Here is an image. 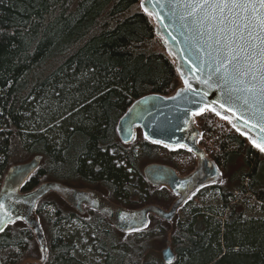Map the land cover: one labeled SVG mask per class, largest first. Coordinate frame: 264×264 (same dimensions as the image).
Wrapping results in <instances>:
<instances>
[{"label":"trees","instance_id":"1","mask_svg":"<svg viewBox=\"0 0 264 264\" xmlns=\"http://www.w3.org/2000/svg\"><path fill=\"white\" fill-rule=\"evenodd\" d=\"M139 2L0 0V197L7 171L32 165L23 193L73 183L112 192L114 202L128 209L174 206V191L150 184L139 163L161 153L189 172L196 155L150 142L139 128L129 144L118 136L119 121L138 100L168 97L181 87L174 61ZM213 117L193 116L200 138L214 130ZM216 132L210 158L220 172L242 156L226 185L194 196L218 189L219 209L191 206L190 198L174 218L156 220L146 233L115 231L112 248L108 235H101L105 264H264V217L246 218L234 199L235 192L249 193L264 207V153L226 121ZM59 221L57 210L49 230ZM17 223L11 220L0 231V264L31 258V230ZM49 235L28 264H81L59 235ZM152 238L160 239L157 250L170 248L166 259L152 255Z\"/></svg>","mask_w":264,"mask_h":264},{"label":"water","instance_id":"2","mask_svg":"<svg viewBox=\"0 0 264 264\" xmlns=\"http://www.w3.org/2000/svg\"><path fill=\"white\" fill-rule=\"evenodd\" d=\"M144 2L148 11L146 12L141 7V0L139 2L140 8L143 13L151 18L156 35L160 39L165 52L174 61L182 87L169 97L149 95L138 100L118 123L119 140L123 144L130 143L134 137L135 128H139L142 136L147 137L145 139L150 142L159 141L158 144L167 147L185 146L200 157L202 153L194 141L189 140V132L192 130V116L209 109L219 119L226 121L231 129L244 137L251 146L260 151L256 144L264 143L261 139L264 137V131L261 130L264 124L259 122L258 117L251 116L249 112L233 105L231 102L225 108L220 107V104L224 103L221 92L218 88H210L202 82L207 78L208 69L199 70L195 52L190 49L189 42L186 40V37H190V33L181 26L179 18L172 15L171 0H144ZM185 80L188 81L187 86L184 83ZM227 107H231L232 110H226ZM246 120L248 123H245ZM33 167L32 165H21L12 167L7 171L4 184L8 189L6 200L9 204H14L18 199L16 198V191ZM169 170V168L152 164L144 168L143 172L153 184L160 185L164 183L162 177ZM48 187L53 189V186L48 184L43 186L41 190H47ZM5 195L4 191L0 197V204L4 202ZM38 197L39 190L28 194L30 201H34ZM13 209L14 205L9 210L0 209V228L14 216L15 209ZM148 209L145 208L138 213H134L112 206V213L120 210L123 215L128 217L137 216L142 219ZM175 209L176 207L168 214L174 212ZM154 212L157 213L158 211ZM29 217L30 213L27 212L23 218L28 222ZM29 222L39 233L38 226L31 221ZM143 223L144 220L140 225ZM169 253V248L161 252L164 259L167 258Z\"/></svg>","mask_w":264,"mask_h":264},{"label":"snow or ice","instance_id":"3","mask_svg":"<svg viewBox=\"0 0 264 264\" xmlns=\"http://www.w3.org/2000/svg\"><path fill=\"white\" fill-rule=\"evenodd\" d=\"M141 7L148 11L144 0ZM170 9L190 33L199 70L208 69L202 82L220 90V107L231 102L264 124V0H171ZM256 147L264 152V143Z\"/></svg>","mask_w":264,"mask_h":264},{"label":"flooded vegetation","instance_id":"4","mask_svg":"<svg viewBox=\"0 0 264 264\" xmlns=\"http://www.w3.org/2000/svg\"><path fill=\"white\" fill-rule=\"evenodd\" d=\"M189 134V140H193L196 144L198 140V132L195 130V128H192ZM182 148H185V146L178 149ZM198 149L201 151L202 155L200 157L197 156L198 161L196 162V165L192 167L189 172H186L183 176L178 175L176 173L177 171L174 168L166 167V165L164 166L163 164H158L170 169L168 173L162 177L164 180L163 185L171 188L172 191H174V193L176 194L175 204H173L174 206L172 208H169L168 210H162L161 208H158L156 206H143L128 209L114 202V200L112 199V192L101 190L91 185L75 186L73 183H50V185L53 186V189L48 187L45 192L39 190V194H41L39 195V198H35L34 201H30L28 199L29 193H23L21 190V186L27 180L29 174L25 177L22 185H20V187L17 189L16 198L18 199L14 204H9V202L6 200V198H8V189L4 184V191L6 195L4 202L1 204H3V208L7 210H9V208L13 207L14 205L15 214L11 218L12 221L16 219V221L26 222L23 220L25 219L23 217L26 216L27 212H29L30 215H32L33 213V215H35L37 203L41 199H43L46 194L49 195L51 194L50 192L58 194L64 201V204L66 205L68 210H70L66 211V214H62V211L59 209L63 224L61 228L63 229L66 227L67 230L64 232V234L58 236L59 238H61L62 242L70 248V255L76 258V256L73 255L75 246L68 239L70 230L72 228H69V230L68 227H70L72 224H77L78 228L76 229V231L79 233V235L77 234V236L82 241V245L85 248L86 252H89L90 255L92 253H96L97 251L99 253H102V263L105 264V253L101 251V247L98 245L100 238H102L101 235H108V246L112 248V236H115V231H117V233L122 236L131 235L132 233L138 231L144 232L149 226H151V222H155L158 219L170 221L176 216V210L180 204L185 203L195 195L205 193L207 188L213 186V182H216L217 177L219 176V170L211 160V155H205L204 149H202L201 147H198ZM238 161L236 162V166H238L240 163ZM234 170L237 171L238 168L236 167L234 168ZM229 171L230 169L227 170V173H229ZM209 191H212V189H209ZM214 191L219 193L218 189H215ZM112 205H115L123 210L132 211L134 213H138L145 208L149 209L144 214L143 218L140 219L137 216L128 217L127 215H123L120 210L112 213ZM174 207H176L175 211L171 214H168V212H170ZM154 211L158 212L155 213ZM143 220L144 223L140 225ZM26 224L28 223L26 222ZM30 226L32 232H34V236L38 244L44 246L45 242L41 230L38 233L33 225ZM38 234H40V236H38ZM159 256L160 258H162L161 254H159ZM77 260L81 264H83V261L81 259L77 258Z\"/></svg>","mask_w":264,"mask_h":264},{"label":"rangeland","instance_id":"5","mask_svg":"<svg viewBox=\"0 0 264 264\" xmlns=\"http://www.w3.org/2000/svg\"><path fill=\"white\" fill-rule=\"evenodd\" d=\"M161 42V41H160ZM162 45V44H161ZM163 47V46H162ZM215 122L214 125V130L212 132H210L209 134H205L208 135L209 138H207V142L205 143L206 147L208 148V150H214V144L213 141L214 139L217 137L216 135V131L218 130V127H220V122ZM194 125L196 126L195 120H194ZM197 127V126H196ZM216 135V137H214ZM213 136V138H212ZM202 145V143H201ZM205 145H203V147L205 148ZM212 153V152H211ZM211 153L209 155H211ZM240 158H237L236 161L240 162L238 166H235L233 168L230 169L229 173H222L219 171V176L217 177L216 182H213V185L215 184H220V185H226L228 180L235 176L237 174V172L240 170V166H242V156H239ZM193 163V162H192ZM151 164H163L164 166L166 165V167H171L176 169V173L180 176L185 175L186 171H184V169H178L176 168L174 162L169 158V157H165V156H161V153L156 154L155 156H153L150 160L146 161L145 159H142V161H140L139 163V168H140V172H142L144 170V168L148 165ZM196 165V163L194 162V164H192L191 167H194ZM238 168L237 171L234 170V168ZM246 170V168H245ZM143 174V172H142ZM216 175V174H215ZM227 180V181H226ZM50 181H46L45 183H49ZM43 183V184H45ZM41 184V185H43ZM75 186H79V184H74ZM159 187V186H158ZM99 190V189H98ZM51 194H46L45 197L43 199H41L38 203H37V208L34 218H33V222L37 223V226L39 228V230H41L42 232V236L44 237V245L46 244V240H48L49 238V234L51 233H55L57 235H61L64 234V232L67 230V228H61L63 226L62 221H59V224L56 225L55 227L52 226L51 229L49 230L48 227V221L53 219V215L54 212L58 209V211H62V214H66V211H70L68 210V208L66 207V205L64 204V201L60 198V196L58 194H55L53 192H50ZM191 206H196L198 208H203L205 206H211L214 209H219V195L218 192L212 190V191H208L205 195H202L200 197H193L191 198ZM234 199L237 202L238 205L241 206L243 214L246 218H250V217H264V207H262L261 205L257 204V201L255 200V198H253L249 193L246 194H234ZM51 203V204H48ZM47 204V205H44ZM60 209V210H59ZM34 214V213H33ZM31 218V215L28 219ZM155 222H151V226L154 225ZM73 226V227H72ZM151 226H149L144 233L148 232L149 230H151ZM17 227L19 228H26L27 230H31L28 225H26L25 223H23V221H19V223H17ZM69 228H72L71 230ZM78 228L77 224H72L70 227H68V229L70 230V234L68 236L69 241L75 246V250L73 251V255L76 256V258H79L83 261V264H103L102 263V253H99L98 251L96 253H92L90 255L89 252H86L85 248L82 245V241L80 240V238H78L77 234L79 235V233L76 231V229ZM32 234V235H31ZM31 237H32V243L29 247V249L26 252V256H31L30 259L32 258H36L40 256V246L38 244V242L35 239L34 236V232H32L31 230ZM150 242L153 244L152 245V249H151V253L153 256H156L157 254L159 255L162 249H158L157 247L161 246V242L159 238H152L150 240ZM39 253V256H38ZM86 254V256H85ZM156 254V255H155ZM28 259L24 262H22V264H28L31 262V260Z\"/></svg>","mask_w":264,"mask_h":264}]
</instances>
